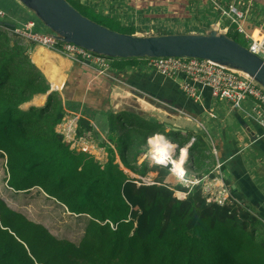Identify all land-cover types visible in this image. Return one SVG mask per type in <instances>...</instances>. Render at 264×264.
Instances as JSON below:
<instances>
[{"label": "trees", "instance_id": "1", "mask_svg": "<svg viewBox=\"0 0 264 264\" xmlns=\"http://www.w3.org/2000/svg\"><path fill=\"white\" fill-rule=\"evenodd\" d=\"M14 28L0 22V166L3 159L7 185L18 192L39 188L90 220L75 243L0 196V264H264V213L238 201L208 202L201 185L180 198L162 181L144 180L153 167L139 159L164 124L126 111L117 119L123 131L109 135L115 148L107 145V161L71 148L60 132L63 97L51 90L30 57L29 41ZM130 59L137 58L123 60ZM37 94H48L45 105L23 109ZM80 125V133L94 131L84 117ZM173 133L167 137L179 141ZM207 146L197 139L188 161L203 165Z\"/></svg>", "mask_w": 264, "mask_h": 264}, {"label": "crops", "instance_id": "2", "mask_svg": "<svg viewBox=\"0 0 264 264\" xmlns=\"http://www.w3.org/2000/svg\"><path fill=\"white\" fill-rule=\"evenodd\" d=\"M203 1L76 0V3L89 7L105 19L117 22L129 33L148 36L204 33L210 30L217 23L219 13L213 0ZM216 1L225 6L231 3L238 5L247 13L243 23L248 31L256 35L264 34V0ZM182 7L184 14L181 12ZM0 8L6 11V17L0 20L15 26L24 25L35 16L20 0H0ZM221 23L228 24L229 20L223 18ZM232 31L237 33L234 25L231 26ZM29 52L32 61L51 83V90L60 92L63 97L66 114L62 122L68 117H79L78 135L86 133L95 141L93 148L105 153L100 156L101 161L108 159L107 145L115 148L109 136L115 126L119 132L123 131L121 125L114 123L118 116L126 111L136 112L145 115L149 121L164 124L160 126L165 128L163 136L172 134L170 126H173L179 129L175 132H183L185 134L182 136L189 137L186 143L173 142L167 137L176 145L173 154L175 159L180 157L182 147L190 148L194 144L191 145L192 137L196 138L195 142L202 137L208 144L209 154L205 151L208 155L203 165L187 161V177L225 182L236 201L248 205L257 215L264 213V127L256 119L253 100H245L241 108H235L229 102L215 97L209 86L203 83H197L198 97H191L182 88L184 83H193L189 77L184 74L174 77L163 75L148 67L147 57L130 60L112 58L111 68L100 73L97 67L84 60L71 58L58 48L34 42ZM47 95H35L22 108L24 105H28V109L45 105ZM168 102L174 104V110L165 107ZM82 117L90 121L94 131L79 132ZM248 132L251 138L254 134L259 138L254 149L249 147L250 150H242L246 142H250L246 135ZM61 134L65 139L64 134ZM66 142L71 148L81 150L73 147L70 141ZM139 161H147L153 167L149 178L154 183L162 181L177 194L187 192L188 187L181 179L170 174L166 167L150 162L149 149ZM218 162L222 164L220 167Z\"/></svg>", "mask_w": 264, "mask_h": 264}, {"label": "built area", "instance_id": "3", "mask_svg": "<svg viewBox=\"0 0 264 264\" xmlns=\"http://www.w3.org/2000/svg\"><path fill=\"white\" fill-rule=\"evenodd\" d=\"M213 2L219 13V18L213 28L229 35L231 33V26L234 25L236 32L244 35L249 41V44L245 46L251 52L264 59V34L256 35L248 31L243 23L247 13L234 3L225 6L216 0H213ZM4 17H6V11L0 8V19H4ZM34 17L24 25H16L13 32L29 42L58 48L71 58L84 60L92 66L97 67L100 73L111 68V61L113 60L111 57L93 52L73 42L59 40L55 32L50 30L36 15ZM223 18L228 19L229 23H221ZM145 59L149 68L163 75L174 77L184 74L189 77L193 83H184L182 88L191 97H198L197 83H203L209 86L215 97L229 102L235 108H241L245 100H253V110L256 112V119L264 127V86L249 74L198 57L160 56L147 57ZM78 118L75 116L68 117L60 124V131L64 134L65 139L70 141L73 147L80 148L82 151L95 154L98 157L105 154L93 148L95 147L93 144L95 141L89 135L86 133L78 135ZM195 140L196 138L192 137L191 145ZM188 148L186 146L182 147L180 149V157L177 159L173 157L171 161L176 176L189 188L188 192H184L185 197L195 186L201 185L208 202L224 205L236 201L231 195L230 187L225 182L216 183L209 179H190L187 177L185 167L188 161L187 158L189 157ZM184 149L187 153L185 159H183ZM214 152L217 155V152ZM173 154L174 152L172 156ZM150 159L154 162L153 153H150ZM221 165L218 162V167ZM146 182L154 183L150 178Z\"/></svg>", "mask_w": 264, "mask_h": 264}, {"label": "water", "instance_id": "4", "mask_svg": "<svg viewBox=\"0 0 264 264\" xmlns=\"http://www.w3.org/2000/svg\"><path fill=\"white\" fill-rule=\"evenodd\" d=\"M20 1L55 32L59 40L73 42L93 52L111 58H204L243 71L264 86V59L235 38L214 28L204 33L139 35L99 23L84 15L69 0ZM1 22L13 25L4 20Z\"/></svg>", "mask_w": 264, "mask_h": 264}, {"label": "rangeland", "instance_id": "5", "mask_svg": "<svg viewBox=\"0 0 264 264\" xmlns=\"http://www.w3.org/2000/svg\"><path fill=\"white\" fill-rule=\"evenodd\" d=\"M70 1L77 6V4L75 3L76 0H70ZM200 1L204 2L203 0H200ZM80 9L83 12L89 14L90 16L94 18H98L99 20H101L102 22H104L105 24L109 26H114L118 30H121L123 32H128V29H126L125 27L121 26L118 23H115L108 19H102L100 16L98 17L95 14L91 13L90 11L88 12L82 9L81 7ZM229 36H231L232 38H235L236 40H238L244 45L249 44V41L245 39L244 36L239 35L235 33L234 31H232L229 34ZM32 43L34 42H29V45L31 46ZM23 107L25 110H27L29 106L24 105ZM166 108H168L169 110L170 109L174 110L175 107L173 103L168 102L166 103ZM114 123L116 125L117 120ZM115 129H116V126H115ZM159 131L165 132V128L162 127L159 129ZM174 135L176 136V138H178L179 142L186 143L189 140V137L182 136L180 132H175ZM246 135L249 138L250 142L249 143L246 142V146L242 150L254 149L256 141L258 140L259 136L254 134L253 137L251 138L249 132ZM249 147L251 148L249 149ZM204 150L209 154L207 147H204L202 152H204ZM177 154L176 156H178ZM6 170L7 168H6V165L4 164V160L1 159L0 196L4 198L11 207L24 213L30 219L44 224L46 227H48L51 230L52 233H54L59 238H67V239L72 240L75 243H79L81 241V239L84 236L85 229L90 220V217L88 215L86 214L78 215V214L69 212L67 208L65 207V205L61 204L55 198L49 197L46 193H44L39 188H33L30 191H19V192L12 189L11 187L7 185L6 179H7L8 174L6 173ZM128 172L131 175L135 176V173L130 172V171ZM149 177H150V174H148L144 179L148 180ZM186 189L188 192L189 189L188 188ZM178 194L177 192H175V195H177L178 197L180 198L185 197V193L178 192Z\"/></svg>", "mask_w": 264, "mask_h": 264}, {"label": "clouds", "instance_id": "6", "mask_svg": "<svg viewBox=\"0 0 264 264\" xmlns=\"http://www.w3.org/2000/svg\"><path fill=\"white\" fill-rule=\"evenodd\" d=\"M148 145L149 152L154 154V163L161 167H166L170 174L176 175L175 169L171 164L172 153L175 152L176 145L162 134H155L150 137Z\"/></svg>", "mask_w": 264, "mask_h": 264}, {"label": "bare ground", "instance_id": "7", "mask_svg": "<svg viewBox=\"0 0 264 264\" xmlns=\"http://www.w3.org/2000/svg\"><path fill=\"white\" fill-rule=\"evenodd\" d=\"M48 72H49V71H48ZM52 73H53V71L51 72V74H52ZM49 74H50V72H49ZM52 76H53V74H52ZM54 76H55V74H54ZM54 76H53V77H54ZM51 78H52V77H51ZM57 82H58V81H57ZM57 82H56V83H57ZM183 154H184V156H183V159H185V157H186V154H185V149H184V152H183Z\"/></svg>", "mask_w": 264, "mask_h": 264}]
</instances>
